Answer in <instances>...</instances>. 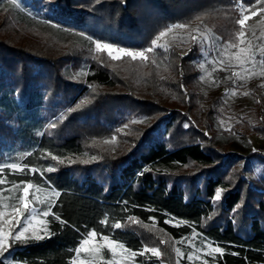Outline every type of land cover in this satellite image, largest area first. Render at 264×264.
Segmentation results:
<instances>
[{
  "label": "trees",
  "instance_id": "obj_1",
  "mask_svg": "<svg viewBox=\"0 0 264 264\" xmlns=\"http://www.w3.org/2000/svg\"><path fill=\"white\" fill-rule=\"evenodd\" d=\"M76 1L55 0L51 10L45 8L47 0L20 2L35 8L43 6L46 9L45 17L62 25L59 27L61 32L95 35L89 29L92 25L87 21L90 15H95V8L86 6L85 9H79ZM138 1L144 4V17L141 19L144 23L139 21L141 15L138 17L129 11L130 7L139 4ZM240 2L244 6H254L257 0H136L135 3L133 0H117L115 4L119 5L123 14L109 24L101 23L103 31L100 34L112 41H123L127 45L139 47L146 46L150 37L156 36L168 25L203 22L226 40L228 35L223 32V25L225 21L227 25L228 21L234 22L240 17L237 8ZM7 12L13 14L18 23L32 28L31 18L19 7L12 1L0 0V14ZM41 31L59 37L51 30ZM199 52L196 42L188 48L175 51L177 63L170 69H174L179 77L177 84L174 83L175 89L187 93L185 78L188 76V60L197 57ZM0 54V163L16 162L25 166L23 172L5 169L2 178L6 183L0 186L6 189L3 196L7 198L17 194L7 190L11 189L13 183L31 182L45 191L51 185L60 192V196L55 198L53 212L66 222L61 224L50 216V229L54 233L50 238L24 246L14 245L11 258L17 264H70L75 258L74 248L86 231L92 229L140 252L145 247V240L136 228L129 225L131 221L151 225L166 234L176 248L184 252L180 264H190L187 259L190 250L209 241L225 251L222 256L216 254L215 259L210 258L208 264H264V198L250 188L252 184L264 188V152L253 150L249 155L259 163L257 173L260 178H251V175L246 174L244 177V172L240 171V181L233 185L228 176L238 156L222 153L212 144L217 136H213L214 139L208 136L206 130L212 127L209 120L210 127L206 125L208 128L205 129L200 128L198 121L193 119L191 130L184 134L188 141L173 146L168 139L172 131L179 127L180 121L177 115L169 114L148 128L144 135L136 136L121 154L105 160L107 172L99 175L94 171L95 168L74 165L75 161L89 156L79 135V123L84 118L91 119V123L103 120L108 125L138 123L137 120L144 116L143 111L147 112L156 106L154 91L149 96L152 100L146 101L141 98V92L134 88L136 85L132 79L129 81L122 75L117 76L114 69L95 63L85 66L87 72L82 77L83 86L80 90V85H73L72 78L64 73L54 74L50 70L51 79L53 74L54 78L52 81L47 79V67L43 63L46 61L32 51L0 41ZM27 56L37 58V65H34L35 61L34 64L30 62ZM46 60L53 68L55 62ZM14 61L17 63L14 64ZM146 72L134 70L131 77L133 74L137 78L142 75L145 83H151L153 74L147 77ZM170 73L161 70L160 82L157 81L153 87L168 84L162 78H170ZM64 85L66 91L65 88L63 91ZM52 87L53 94L62 99L60 104L59 101L53 103L52 108L56 105L58 112L63 111L65 108L60 105L64 103L68 123L75 130V133L70 132L60 138L47 133L46 129L51 118L48 100ZM96 87L109 90V93L94 97L97 94ZM65 93L66 101H63ZM75 95L78 98L74 102ZM89 97L94 98L95 102L86 104L88 108L81 110L76 121L71 116L68 118V106L74 102L81 107ZM209 106L223 105L218 99H213ZM233 111L241 114V109ZM214 112L209 113L213 116L210 119H214ZM257 119L252 129L264 134V111L261 106ZM74 123L76 125L72 126ZM246 128L249 130L250 126L246 125ZM52 156L58 159L53 160ZM190 165L206 170L193 177L178 175ZM48 167H54L55 171L47 172ZM32 168L36 169L35 173L28 171ZM197 176L200 178L198 184L195 181ZM180 177L188 178L189 188L181 182ZM216 191L221 192L219 201H215ZM172 218L183 223H166ZM102 220H107V227L100 223ZM116 222L121 223L120 229L111 228ZM105 256L108 257L106 250ZM0 261L10 264L4 259ZM135 262L162 264L160 258L150 252L137 255Z\"/></svg>",
  "mask_w": 264,
  "mask_h": 264
},
{
  "label": "rangeland",
  "instance_id": "obj_2",
  "mask_svg": "<svg viewBox=\"0 0 264 264\" xmlns=\"http://www.w3.org/2000/svg\"><path fill=\"white\" fill-rule=\"evenodd\" d=\"M20 1L21 0H19V2ZM76 2L78 5L77 8L79 9H85L86 6H89L88 8H95V15H90L87 20L89 24L92 25L89 29L91 32H95V35L90 33H83L84 35H81V32H71V34L61 32L59 28L62 26L61 24L54 22L57 27H53L50 23L44 22L47 17H45L46 9L44 10L43 6L35 8V6L31 4H23L20 2L19 9L31 18L29 21L33 25L32 28L28 29L22 23H18L11 13H1L0 41L9 43L18 49L32 51L38 57H41L40 59H44L46 62L43 61V63H46L47 67V79H51V71L53 73L56 72V74L58 72L60 74L64 73L65 76L72 79L74 78V80L70 79L72 81L71 83L75 86L80 85L79 89L81 90L83 86L82 77L84 78V74L87 72L85 66L95 63L114 69V74L117 76L122 75L124 79L129 81L132 79L136 85L134 88L137 92H141V98H144L146 101L152 100L149 99V96L150 93L154 91L156 96L153 99H156L157 103L155 102L156 106L151 107L147 112L141 110L145 118H139L137 120L139 122H135V124L133 122L130 124L129 122H123L120 123L121 125H108L106 122H103V120H96L91 123V119L84 118L86 121L83 120L81 121L82 123L78 125V127H81L79 128V135H81L83 139V145L87 148L89 156L85 159L75 161L74 165L86 167V169L90 166L95 168L94 171L97 174H106L105 160L121 154L136 136L139 137L144 135L146 130L160 118H164L169 114H174L178 116L180 125L176 127L169 136L168 140L171 145L178 146L179 143L188 141L187 136H184V134L186 131L191 130L193 119L198 121L200 128L207 129V126L210 127V125H212L209 130H206L210 138L217 136L215 141L212 140V144L219 148L222 153H233L238 156L237 162H234L235 164L230 167L228 178L231 180V183L235 185L240 181V171L244 172V174L242 173L244 177H246V175H251V178H260V175L257 173L258 169H260L259 163L255 158H252V156L249 157V155L253 150L264 152V134H259L252 129L258 121L257 112L260 106L264 111V76L259 74L260 68L257 67L255 72L247 74L244 80L234 77L232 75L234 72L242 71L234 57V53L238 51V48H229L227 52H225L224 47L226 42H232L239 45V47L251 46L254 52L259 53V48L264 47V12H260L258 9L264 7V5L258 4L257 2L254 6L243 5L245 14L247 15H250L253 8L257 10V15L250 16V19L246 21L244 26L245 36L243 39L245 43L243 45H240L239 40L236 38V33L240 31V27L236 21L241 18L240 16L238 19L236 18L234 22L228 21L227 25L225 19V24L221 22L224 24L223 27L225 30L223 32L228 35V39L226 40L222 39L221 36L206 23L197 22L194 24H186L187 27L184 29H174L166 36L160 38L157 41L158 46L155 47L152 52L146 53L148 57L147 60H132L129 57H123L120 60H112L107 56L106 52H96L94 44L87 37L90 36L92 40H100L101 42H112L120 46L129 47L133 50H141L151 46V41L158 36L159 33L156 36L150 37L151 40L148 42L145 41L146 44L148 43L147 45L144 44L146 46L141 45L139 47H134L127 45L123 41H112L108 36H101L100 31H103V29L100 28V25L101 23L109 24V22L116 21V19L123 14L119 5L115 4L117 0H77ZM135 2L136 0H133V3ZM140 3L141 2H139V4ZM139 4L130 7L129 11L136 16L138 15V17L141 15L139 21L144 23L145 21L141 20L142 17H144V13L142 12L144 4ZM241 4L243 3L240 2L237 6L239 11L241 9ZM113 10L114 12H112ZM127 18L129 19V17ZM39 28L51 30L55 34H58L59 37L55 38L48 33L42 32ZM205 35L209 36L212 41L211 44L201 45L199 43L200 37ZM193 36L197 37L196 41H193ZM193 42L198 44L200 52L197 57H190L188 60V65L186 67V75L188 76L185 78V89L187 93H184L174 88V83L177 84L176 81H178L179 77H177L178 75H176L174 69L172 71H170V69L177 63L174 59L176 58L175 51L188 48ZM160 45L164 47H159ZM1 55L2 54H0V57ZM230 57L231 61L229 62ZM27 58L33 64L35 61L34 65H37V58L35 59L28 56ZM46 59L55 62L53 68H51L52 65L47 63ZM221 61L223 63H221ZM16 63L17 61H14V64ZM34 65L31 64V66ZM201 65H203V67ZM248 67H250V65H248ZM139 69L144 71L147 70V77L153 74V81L151 83H145L143 78H141L142 75L137 78V75L133 74L131 77L132 71ZM161 70L168 71L169 73L171 72L170 78H162L160 76L168 84L165 86L153 87L157 81L160 82L159 74ZM54 74L51 81L54 78ZM128 75L130 77H128ZM189 81H191V83H189ZM65 86L66 85L63 87V91L64 88L66 91ZM108 91L109 90L104 88L96 87L95 92L97 94H95L94 97L109 93ZM53 93L54 88L52 87L48 100L51 106L48 107L51 118L46 128L47 133L59 138L66 136V134H70V132L75 133V130H73L68 123L69 121L66 117L68 114L64 103L60 105L65 108L63 111L58 112V110L55 109L56 105L52 108L53 103L59 101L60 104L62 102V99L55 96ZM226 93L228 94L226 95ZM245 93H247V95ZM77 98L78 96L75 95L73 101L75 102ZM213 99H218V102L222 103L223 106H209L212 105ZM63 101H66V93L63 95ZM92 101L95 102L94 98H87L81 107L79 106L80 104L75 105L73 104L74 102L71 103L67 108L69 113L68 118L71 116V119L76 121L81 114V110L88 108L86 104L92 103ZM236 108L241 109V114H237L233 111ZM212 111H215L214 119H210L213 118V116L211 117L209 115ZM207 120H209L208 122L210 125ZM53 122L56 124L55 128L50 127ZM75 125L74 123L72 126ZM246 125L250 126L249 130L246 128ZM113 137H115V140L112 139ZM93 157H95V159H93ZM85 161H87V163H85ZM205 170V168L202 169L195 165H190L179 172L178 175L193 177ZM180 180L189 188L190 184L188 178L180 177ZM199 180V177L195 180L197 184ZM260 186L261 185L257 186L256 184H252L250 188L253 192L263 195L264 198V188ZM238 215L241 217L240 214ZM129 225L136 228L142 235L145 240V246L149 248L156 247L160 250L161 256L159 258L162 264H177V262L184 257V252L182 251V255L177 257L175 243L156 227L136 221H131ZM207 243L208 242H204L201 247L190 250V255L193 256V260L190 261V264H204L205 260L208 261L210 258H213V256L207 255L209 251V248L206 246ZM212 246L215 247L217 245L212 244ZM11 251L12 248L9 249V253H5V256L0 257V259H4L10 264H17V262L11 258ZM213 255L216 256V254ZM134 264H138L135 262V258Z\"/></svg>",
  "mask_w": 264,
  "mask_h": 264
},
{
  "label": "snow or ice",
  "instance_id": "obj_3",
  "mask_svg": "<svg viewBox=\"0 0 264 264\" xmlns=\"http://www.w3.org/2000/svg\"><path fill=\"white\" fill-rule=\"evenodd\" d=\"M43 2V0H42ZM12 3L17 7H20L19 0H12ZM55 3V0H47L45 8L51 10V6ZM258 4L264 5V0H257ZM260 12H264V7L258 9ZM257 10L253 8L250 15L245 14V8L241 4L240 16L241 18L236 21L240 27V31L236 33V38L239 40V44L245 43L244 26L246 21L250 19V16H256ZM45 23H50L53 27H57L54 22L47 19ZM187 25L184 23H176L168 25L165 30L160 31L151 41V46L143 48L141 50H133L129 47L120 46L112 42H101L100 40H92L89 36L87 37L94 44L96 52H106L107 56L112 60H120L123 57H129L132 60H147L146 53L153 51L157 47V41L172 32L174 29H184ZM81 35H84L81 33ZM193 41L197 40V37H192ZM209 36H201L199 43L201 45L211 44ZM159 47H164L160 45ZM229 48H238V51L234 53L235 60L238 62L242 71L234 72L232 75L238 77L240 80H244L247 74L254 73L256 68H260V75L264 76V47L259 48V53L254 52L252 47H239V45L226 42L224 51L227 52ZM187 54V53H185ZM259 57V58H258ZM231 61V57L229 62ZM221 63H223L221 61ZM250 65V67H248ZM203 67V65H201ZM228 93H226L227 95ZM247 95V93H245ZM56 124L53 122L50 127L55 128ZM126 126V125H125ZM115 140V137L112 138ZM53 160H57L56 156H52ZM95 159V157H93ZM74 162V161H73ZM63 163V161H60ZM87 163V161H85ZM5 169L10 172L25 171V166H22L16 162L0 163V186L6 183L5 179L2 178ZM28 171L35 173L36 169H28ZM55 171L54 167H48L47 172L51 173ZM43 176V173H41ZM6 189L0 188V257H4L5 253H9V249L14 245L19 244L21 246L28 245L33 241H42L50 238L54 233L50 229L51 221L48 217H52L55 221L65 224L66 222L61 217L53 212L55 207V198L60 196V192L54 187L49 185V190L46 192L43 188L31 183V182H20L13 183L11 189L8 191H15V196H9L5 198L3 192ZM221 199V192L216 191L215 201ZM236 209L233 210L235 214ZM134 219V218H133ZM107 227V220L100 221ZM166 223H183L182 221H176L172 218ZM235 224V219L233 220ZM112 229H120L121 223L116 222L111 225ZM177 243H180L177 241ZM211 241L207 243L209 251L207 255L215 256L213 254H224V248L219 246H212ZM105 250L108 253V257L105 256ZM75 258L70 264H134V258L137 255H144L145 253H151L155 257H160L161 252L156 247L145 246L142 251L137 252L126 247L125 243L118 241L114 238H110L108 235H104L102 232H98L96 229L86 231L84 237L78 242V246L74 248ZM177 257L181 256L180 248L175 249ZM235 254V253H233ZM189 261L193 260L192 255H188ZM0 264H3L0 261ZM179 264V261L177 262ZM204 264H208L205 260Z\"/></svg>",
  "mask_w": 264,
  "mask_h": 264
}]
</instances>
